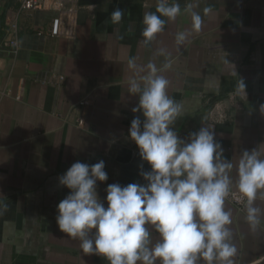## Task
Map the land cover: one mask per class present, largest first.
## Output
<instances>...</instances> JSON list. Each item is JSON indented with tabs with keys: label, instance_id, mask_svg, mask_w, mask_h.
<instances>
[{
	"label": "crops",
	"instance_id": "crops-1",
	"mask_svg": "<svg viewBox=\"0 0 264 264\" xmlns=\"http://www.w3.org/2000/svg\"><path fill=\"white\" fill-rule=\"evenodd\" d=\"M175 2L181 14L175 21L163 18L165 28L149 46L143 44L142 21L155 12L157 0H81L73 40L36 34L52 29L54 12L21 15L19 49H3L0 58V264H108L85 255L79 240L59 230L57 205L68 190L58 177L76 161L103 160L108 180L98 182L101 200L108 184L143 183L141 165L145 171L149 166L129 138L133 118L143 120L132 112L139 97L129 94L128 81L136 75L129 59L157 68L170 62L160 74L182 108L174 125L181 139L211 126L234 165L245 150L257 148L264 157V0H199V32L183 11L192 0ZM205 7L210 14L204 15ZM117 8L125 15L114 25ZM16 9V0H0V43ZM180 31L191 35L178 50ZM161 48L170 55H158ZM241 81L246 95L238 90ZM86 98L91 105L81 110L84 125L78 128L69 110ZM217 109L223 110L222 122L211 115ZM231 175L235 179V167ZM255 203L264 211V196L258 194ZM225 209L232 213L234 264H264V217L252 231L245 207L225 202Z\"/></svg>",
	"mask_w": 264,
	"mask_h": 264
},
{
	"label": "clouds",
	"instance_id": "clouds-1",
	"mask_svg": "<svg viewBox=\"0 0 264 264\" xmlns=\"http://www.w3.org/2000/svg\"><path fill=\"white\" fill-rule=\"evenodd\" d=\"M198 5L199 0H192L183 10L196 32L203 24L202 15L194 10ZM211 11L203 9L204 15ZM180 14L175 0H157L155 12L143 16V44L151 45L163 32V18L175 21ZM124 15V10L115 9L111 23L120 24ZM190 35L177 32L178 50ZM157 54L170 55L163 48ZM128 66L136 73L128 81L129 94L139 97L132 112L143 116L131 121L129 138L149 170L141 165L143 183L108 184L101 200L97 186L108 180L105 162L73 163L58 177L59 186L68 190L57 205L59 230L79 240L85 255L101 256L108 264H234L232 213L225 202L229 197L245 202L246 221L257 230L264 217L255 203L258 194L264 196V157L257 148L245 150L234 165L224 157L211 126L181 139L174 125L182 108L168 95L170 82L160 74L170 62L157 68L151 61L138 66L129 59ZM238 90L246 95L243 81ZM260 112L264 114V105Z\"/></svg>",
	"mask_w": 264,
	"mask_h": 264
},
{
	"label": "built area",
	"instance_id": "built-area-1",
	"mask_svg": "<svg viewBox=\"0 0 264 264\" xmlns=\"http://www.w3.org/2000/svg\"><path fill=\"white\" fill-rule=\"evenodd\" d=\"M17 9L8 21L5 38L0 43V58L2 57L3 49H10L16 52L19 49V19L21 15L28 12L50 11L57 15V19L52 29L36 30L39 36H49L53 38L73 40L76 35L77 15L79 10L83 7L81 0H16ZM62 80V78H60ZM235 93H232L229 100L234 101ZM91 105L90 99L86 98L79 101L70 110V115L73 117V124L81 128L84 125V118L81 110ZM80 111V114H79ZM213 112V111H212ZM223 110L217 109L211 115L216 122H222L225 119ZM226 202L232 204L239 210H243L245 202L237 201L229 197Z\"/></svg>",
	"mask_w": 264,
	"mask_h": 264
}]
</instances>
